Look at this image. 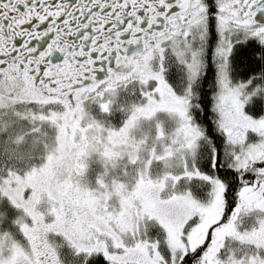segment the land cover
Instances as JSON below:
<instances>
[{
	"label": "snow or ice",
	"instance_id": "obj_1",
	"mask_svg": "<svg viewBox=\"0 0 264 264\" xmlns=\"http://www.w3.org/2000/svg\"><path fill=\"white\" fill-rule=\"evenodd\" d=\"M0 264H264V0H0Z\"/></svg>",
	"mask_w": 264,
	"mask_h": 264
}]
</instances>
